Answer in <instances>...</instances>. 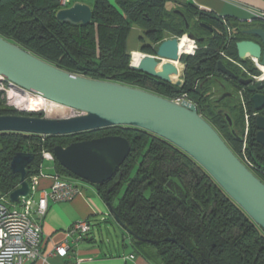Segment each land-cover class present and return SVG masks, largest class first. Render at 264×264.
<instances>
[{
  "label": "trees",
  "instance_id": "trees-1",
  "mask_svg": "<svg viewBox=\"0 0 264 264\" xmlns=\"http://www.w3.org/2000/svg\"><path fill=\"white\" fill-rule=\"evenodd\" d=\"M171 1L95 0L90 22L73 24L57 18L60 6L56 0H0V35L74 73L138 86L171 99L187 93L199 113L242 158L245 110L241 99L237 105L225 99L218 102L203 81L224 75L217 70L222 59L238 75L237 79H225L237 86V91L245 89V103L254 113L252 93L238 80L247 74L221 52L251 67L254 73L260 72L251 59L238 57L236 46L239 40L258 37L245 32L248 24L226 25L223 19L191 3L180 0V5L172 7ZM261 25L264 27L263 21ZM134 27L141 30L139 50L152 54H156L157 44L175 35L192 32L204 37L194 55L181 56L186 63L181 86L130 67L131 55L132 64L138 66L145 57L144 52L139 58L130 53L128 39ZM222 109L230 113L239 137ZM2 114L43 115L18 110L0 99ZM255 131L251 119L247 153L257 165L253 172L264 182V145L257 142ZM105 135H121L131 142L130 153L116 173L94 185L131 231L128 237L135 253L140 249L148 254L151 247L161 264H264V229L188 153L136 126L112 125L69 134L0 131V197L7 198L20 185V173L11 169L17 152L35 154L27 165L26 179L31 183V177L39 173L43 150ZM55 164L60 174L81 179L58 160ZM167 237H175L177 242L167 241Z\"/></svg>",
  "mask_w": 264,
  "mask_h": 264
},
{
  "label": "water",
  "instance_id": "water-1",
  "mask_svg": "<svg viewBox=\"0 0 264 264\" xmlns=\"http://www.w3.org/2000/svg\"><path fill=\"white\" fill-rule=\"evenodd\" d=\"M56 16L73 24L90 22L92 7L81 1L61 8ZM209 30L213 27L201 23ZM246 33L258 36V40L242 39L236 42L238 57L242 60L256 58L264 66V28L255 26ZM188 36L203 41L192 32ZM182 54L177 36L164 39L157 46L156 54H145L141 65L130 64L138 69L177 86L183 84L178 66ZM183 71L186 64L183 65ZM217 70L226 77L238 75L222 59ZM0 73L33 94L63 106L82 111L80 115L46 117L26 114L0 115V131H20L36 134H69L112 125L136 126L172 142L195 159L233 198L250 217L264 229V182L238 157L216 128L198 111L197 105L185 100L181 103L138 86L110 79L91 78L60 68L21 45L0 35ZM177 75L178 79L174 80ZM239 82L252 92L254 109L264 108V94L258 92L264 80L240 77ZM235 97L225 91L218 102ZM27 111L25 109H18ZM225 115L234 133V122L226 109ZM251 121V118H250ZM259 129L256 140L264 145V115L255 117ZM131 150V142L121 135H105L75 141L67 146L56 145L53 154L66 169L92 184L109 180L125 161ZM35 158L28 151L17 152L11 160V169L20 173L19 187L9 193L12 202L30 194L31 186L26 179L27 165ZM107 206L116 221L123 226L112 204ZM175 241V237H167ZM181 247L185 248L183 245ZM189 253L190 251L185 248Z\"/></svg>",
  "mask_w": 264,
  "mask_h": 264
},
{
  "label": "crops",
  "instance_id": "crops-1",
  "mask_svg": "<svg viewBox=\"0 0 264 264\" xmlns=\"http://www.w3.org/2000/svg\"><path fill=\"white\" fill-rule=\"evenodd\" d=\"M110 1L115 2V0ZM186 2L191 3L199 10L211 12L215 16L223 19L226 25H229V22H238L248 24L246 29L255 26L262 27L261 20L252 19V11L264 10V0H188ZM181 3L180 0H172L170 6L177 7L176 5H180ZM133 31H136L138 37L140 29L134 27ZM131 34L128 39L129 50L131 54L141 55L143 52L139 50V43L136 42L134 37H131ZM251 39L258 40L259 38L252 37ZM247 59L253 61L252 58ZM55 161L56 158L50 160L42 157L39 173L33 175L31 177V183L29 182L31 186L29 196H32L38 201L43 191L53 185L55 176L58 174L61 177L75 179L79 192L67 201L48 200V210L42 223L43 234L41 245L42 251L48 255L49 264H66L76 258H81L83 264H128L129 260L125 259V255L135 252L134 247L130 243V237L123 239L122 246L124 249L115 250L110 249L112 245L115 246L113 243L109 242L104 245L102 240L100 241L92 233L94 230L93 226L92 230L82 239L77 240L74 236L67 237V230L72 223L82 219H89L92 223L94 217H102V219H105V217L112 214L110 213L106 200L100 196L94 184L92 186L84 185L79 182L81 180L79 178L60 174L56 170ZM21 198L16 202H12L9 195L7 197L10 204L19 203ZM66 238L71 246L70 254L64 258L50 254L54 247ZM127 247H131L132 249H127ZM136 254L142 264L149 263V260L141 258L142 256L138 252Z\"/></svg>",
  "mask_w": 264,
  "mask_h": 264
},
{
  "label": "built area",
  "instance_id": "built-area-1",
  "mask_svg": "<svg viewBox=\"0 0 264 264\" xmlns=\"http://www.w3.org/2000/svg\"><path fill=\"white\" fill-rule=\"evenodd\" d=\"M59 3L60 9L73 5L79 0H56ZM188 1V0H184ZM252 19H258L264 22V10L252 11ZM251 20V19H250ZM179 43L186 37L187 42L190 43L188 50H180V53L194 55L199 49V42L184 34L177 36ZM228 60L240 66L247 71L246 66L237 59H234L224 52H221ZM255 65L261 71L260 75L254 74V80H264V66L256 58H252ZM183 80V79H182ZM244 88L239 89L238 94L241 98L245 110V131L242 141V158H240L252 171L257 168V165L249 157L247 153L248 136L250 129V118L255 113H250L244 99ZM29 90L18 85L10 80L4 74L0 73V99L7 96L6 104L15 105L10 96L14 93L22 94ZM174 101L181 103L185 100H190L187 93H181L173 98ZM16 106V105H15ZM18 109V106L16 107ZM22 109V108H20ZM72 109L71 115H80L82 111ZM42 157L54 160L53 151L43 150ZM79 192L77 182L73 178L61 177L59 174L55 176L53 185L43 191L41 198L36 201L32 196L22 197L17 204H10L6 197H0V264H49V258L46 253L42 251V234H43V218L48 210V200L67 201L72 199ZM92 223L89 219L78 220L70 225L67 230V237L74 236L77 240L82 239L92 230ZM71 246L67 238L57 244L50 254L67 257L70 254ZM137 254L131 252L125 255L128 259V264H140L137 260ZM66 264H83L81 258H76L67 262Z\"/></svg>",
  "mask_w": 264,
  "mask_h": 264
},
{
  "label": "rangeland",
  "instance_id": "rangeland-1",
  "mask_svg": "<svg viewBox=\"0 0 264 264\" xmlns=\"http://www.w3.org/2000/svg\"><path fill=\"white\" fill-rule=\"evenodd\" d=\"M81 2H84L86 4H89L90 6H93L95 0H79ZM60 9V8H59ZM141 32V30L139 31V33ZM184 34H188L187 32L183 33L182 35ZM180 35V36H182ZM175 36H179V35H175ZM131 37H134V39L136 40V42L139 43V46L141 45V41L140 39L138 40V37H137V33L136 31H133L132 34H131ZM174 37V36H172ZM199 42V41H198ZM156 45V44H155ZM159 45V44H157ZM156 45V46H157ZM144 52V51H142ZM131 53V52H130ZM145 54H152V53H148V52H144ZM140 54V53H139ZM155 55V54H154ZM138 58H139V55H137ZM132 63V55H131V62L130 64ZM184 61L180 60L179 61V65L181 66V68L183 67L184 65ZM254 63V62H253ZM186 64V63H185ZM252 66H256L255 63L252 64ZM240 67V66H239ZM257 67V66H256ZM241 68V67H240ZM247 68V71L242 70L247 74L246 76L244 77H252L254 74L256 75H260L261 74V71L260 72H257V73H254L252 70H251V67H246ZM258 69V67H257ZM185 75V70L183 71V68L181 69V75H180V79H183ZM252 75V76H251ZM202 80V79H201ZM214 78H210L208 81L206 80L203 81L204 83H206V86L210 87L211 91H212V96L215 97V96H218L220 94V89L217 87L216 83L214 82ZM199 83V80L197 81ZM200 81V83H203ZM223 94V93H222ZM4 103L6 104L7 102V96L4 95V97L1 98ZM226 100V103H231V97H226L225 98ZM61 105V104H59ZM11 107L13 108H16L15 105H11ZM18 109H20L18 107ZM29 111V110H28ZM33 112H42L43 115L42 116H46V117H55V118H58V117H64V116H70L72 113L68 112H65V113H62V112H49L48 110H33ZM246 123V122H245ZM246 127V125H245ZM245 131V130H244ZM243 135H244V132H243ZM242 152V147H241V150H240V153ZM80 183L84 184V185H89V186H92L93 184L84 180V179H81L79 180ZM92 223H93V227H94V230L92 231V233L94 235L97 236V238L101 241L102 240V243L105 245L106 243H113L115 246L112 245V247L110 249H124V247L122 246V243H123V239L128 237V232L116 221V219L112 216V215H109L107 217H105V219H102V217H99V218H96L94 217L92 219ZM131 247H127V249H130ZM132 249V248H131ZM138 254L140 256H142L141 258H145L146 260H149L148 262L151 263V264H161V261H160V258L159 256L157 255V253L155 252V250H153L151 247L149 249V252L148 254H142L140 252V249H138ZM138 260V258H137ZM138 262L140 264H142L139 260ZM148 263V264H149Z\"/></svg>",
  "mask_w": 264,
  "mask_h": 264
},
{
  "label": "bare ground",
  "instance_id": "bare-ground-1",
  "mask_svg": "<svg viewBox=\"0 0 264 264\" xmlns=\"http://www.w3.org/2000/svg\"><path fill=\"white\" fill-rule=\"evenodd\" d=\"M188 39L185 37L183 41L180 43V50H188L190 48V43L187 42ZM138 66V65H137ZM180 71H181V66L178 64ZM264 68V67H263ZM178 79V76H174V80ZM184 81V80H183ZM11 101L18 106L19 108L33 111V110H48L50 113L51 112H62L65 113L67 112H72V109L69 107L59 105L58 103L52 102L45 97L38 95V94H33L31 92H24L22 94L19 93H14L13 95L10 96Z\"/></svg>",
  "mask_w": 264,
  "mask_h": 264
},
{
  "label": "flooded vegetation",
  "instance_id": "flooded-vegetation-1",
  "mask_svg": "<svg viewBox=\"0 0 264 264\" xmlns=\"http://www.w3.org/2000/svg\"><path fill=\"white\" fill-rule=\"evenodd\" d=\"M225 77H226L225 75H218V76H214L213 77L214 80H215L214 82L216 83L217 87L221 91L220 94L218 96H215L214 98L216 100H218L221 97L222 93H224L225 91H231L234 94V96H235V97H231V103H234L235 105H237L239 103V99H241L239 94H238L239 89L237 91V86H235L234 84L230 83V81L226 80ZM258 92L264 94V86L261 89H259ZM250 93H252V92H250ZM244 95H245V90H244ZM232 111H234V115L236 116V110H232ZM254 113L255 114L251 117L252 120H255V117L257 115H259V114L264 115V108L261 111H256L255 110ZM236 128L237 127L235 126L234 134L239 137L240 135H239L238 132H236ZM258 130L259 129L256 127L255 138H256V134H257Z\"/></svg>",
  "mask_w": 264,
  "mask_h": 264
}]
</instances>
